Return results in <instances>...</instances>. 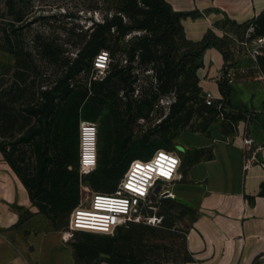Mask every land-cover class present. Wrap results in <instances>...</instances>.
<instances>
[{
  "label": "trees",
  "instance_id": "16d2710c",
  "mask_svg": "<svg viewBox=\"0 0 264 264\" xmlns=\"http://www.w3.org/2000/svg\"><path fill=\"white\" fill-rule=\"evenodd\" d=\"M31 7L29 0H0V50L15 57V64L0 72V151L25 185L32 204L55 226L69 220L83 181L94 190L112 192L132 160L149 159L157 149L171 150L173 139L188 126L189 131L210 136V126L219 123L222 133L234 134L241 120L252 118L251 112L232 104L227 70L219 82L222 98L217 104L206 103L197 69L202 66L203 51L212 46L208 33L199 42L188 40L200 46L198 51L177 54V40H187L181 19L195 13L174 11L166 0H128L122 11L110 17L91 18L85 39L69 43L40 32L33 33L29 41ZM255 23L256 33L264 34V11ZM135 31L143 33L126 40ZM103 50L109 52V67L105 76L95 78V61ZM38 60L47 69L41 70ZM142 68L152 70L154 80L141 85L142 91L136 95ZM45 70L49 71L46 75ZM170 95L175 98L154 132L158 137L144 135L132 140L129 130L128 137L104 148L95 171L80 175L82 121L94 122L106 111L117 125L125 121V115L130 122L148 118L155 105ZM194 117L200 119L196 125L191 124ZM187 155L193 163L211 159L213 152L199 148ZM258 195L264 196V181ZM172 227L165 220L160 227H119L115 235L80 231L81 238L71 247L80 264L194 261L186 232L182 262L162 260L157 250L168 248L158 240H170L163 233ZM262 258L264 254L256 256L251 264H259Z\"/></svg>",
  "mask_w": 264,
  "mask_h": 264
},
{
  "label": "crops",
  "instance_id": "0c3cea01",
  "mask_svg": "<svg viewBox=\"0 0 264 264\" xmlns=\"http://www.w3.org/2000/svg\"><path fill=\"white\" fill-rule=\"evenodd\" d=\"M181 19L185 37L199 42L211 29L217 15L243 22L264 11V0H166ZM197 69L198 82L206 95L222 98L220 79L225 57L215 46L202 53ZM231 101L251 112L241 120L234 134H224L219 123L210 126V136L183 131L179 142L185 145L182 158L184 178L172 190L193 207L195 218L186 229L187 245L194 261L186 264H251L264 254V86L255 78L234 79ZM250 135L263 149L245 167L243 138ZM211 148V159L190 163L189 150ZM248 196H254L249 200ZM37 212L29 193L0 151V264H76L74 250L59 231H41L30 242L24 238L20 213Z\"/></svg>",
  "mask_w": 264,
  "mask_h": 264
},
{
  "label": "rangeland",
  "instance_id": "374dc122",
  "mask_svg": "<svg viewBox=\"0 0 264 264\" xmlns=\"http://www.w3.org/2000/svg\"><path fill=\"white\" fill-rule=\"evenodd\" d=\"M127 3L128 0H29V5H32V16L29 19L31 21L29 22V41L33 33L40 32L60 42L80 43L85 39L87 28L92 26L93 21L91 18L102 20L106 16L110 17L122 11V8ZM256 17L239 22L217 15V19L213 22L211 29H209L207 40L226 57L223 76L227 70V72H232L234 79L255 77L264 86V34L256 33ZM140 33L143 32L135 31L133 34L127 36L126 40H131L134 35ZM176 46L179 57L184 56L190 51L196 52L200 48L199 45L189 43L188 39H178ZM36 57L40 59L39 56ZM14 64L15 57L0 50V72ZM37 64L41 66V70L47 69L44 61L38 60ZM47 72L49 71L45 70L44 74L46 75ZM139 72L140 86L137 87L136 95L141 93V85H146L149 81L154 80L152 70L142 68ZM120 94L123 95L124 91H121ZM174 98V95L163 97L155 105L154 110L148 118H139L130 122L125 115V121L118 123L119 125H117L116 119L112 115L106 116V111L96 121H89L90 123L81 127V139L89 141V147L96 149L99 159L102 151L110 142H116L119 138L124 139L128 137L129 130L133 132L132 140L141 138L144 135H151V138H156L158 135H154V132L159 128L158 125L161 120L168 114L170 104L174 101ZM199 121V118L194 117L191 124L194 123L196 125ZM190 129L191 127L188 126L185 130L189 131ZM182 132L180 131L179 136L173 139L170 147L171 150H175L177 153L185 152V145L179 142ZM83 185L90 187L85 181H83ZM82 191L83 195L88 194L81 187V194ZM175 196L177 195L175 193L172 195L170 186L165 185L158 192L156 201L151 205L150 211L154 216H163V221L166 220L168 224L173 223L174 225L169 230L164 229L163 234L167 235L170 240H158V243H162V246L165 245L168 251L159 249L157 252L160 253L162 260L180 263L184 257L186 246L185 232L195 218L196 211L193 207ZM164 198L170 199L163 201ZM188 208H191V210ZM20 219L24 238L27 240L29 238V244H31L29 250L33 249L30 240L41 231L55 230L63 235L68 234V238L65 240L69 246H71L72 242L81 238L80 231H71L68 228V219L63 226L57 227L50 219L39 213V210L33 212L30 209L22 211ZM131 226L132 224L123 227H125V230H129ZM115 234L116 232L110 235ZM261 262L259 264H264V258L261 259ZM75 263L80 264L77 263L76 258ZM100 264L108 263L102 262Z\"/></svg>",
  "mask_w": 264,
  "mask_h": 264
},
{
  "label": "built area",
  "instance_id": "2783aa9c",
  "mask_svg": "<svg viewBox=\"0 0 264 264\" xmlns=\"http://www.w3.org/2000/svg\"><path fill=\"white\" fill-rule=\"evenodd\" d=\"M110 62V55L107 50L98 54L95 64V78L105 75ZM228 83L234 82V75L227 72ZM207 104H217V100L211 94L206 95ZM222 103H218V108ZM250 118V116H249ZM89 121H82L80 124V158L79 172L86 176L95 171L98 166V154L92 149L89 141L81 139V127ZM244 146L248 147L245 152V167H249L257 159L258 153L263 149L250 136L243 138ZM264 166V164H263ZM182 158L175 150L157 149L149 159H134L130 162L127 170L119 180L112 192L97 191L81 187L88 192L83 195L72 209L69 215L68 228L71 231H84L99 234H114L119 227L129 224H144L150 226H162L163 216L151 214L150 207L152 195L165 185L172 187L183 178Z\"/></svg>",
  "mask_w": 264,
  "mask_h": 264
},
{
  "label": "water",
  "instance_id": "95a60500",
  "mask_svg": "<svg viewBox=\"0 0 264 264\" xmlns=\"http://www.w3.org/2000/svg\"><path fill=\"white\" fill-rule=\"evenodd\" d=\"M156 193H158V189H157ZM156 198H157V195H152L151 202H155Z\"/></svg>",
  "mask_w": 264,
  "mask_h": 264
},
{
  "label": "bare ground",
  "instance_id": "6f19581e",
  "mask_svg": "<svg viewBox=\"0 0 264 264\" xmlns=\"http://www.w3.org/2000/svg\"><path fill=\"white\" fill-rule=\"evenodd\" d=\"M63 236H64V238H65V239H67V238H68V234H64Z\"/></svg>",
  "mask_w": 264,
  "mask_h": 264
}]
</instances>
